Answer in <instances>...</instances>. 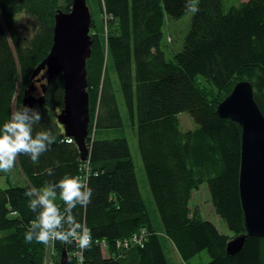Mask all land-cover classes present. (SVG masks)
<instances>
[{"label": "trees", "instance_id": "1", "mask_svg": "<svg viewBox=\"0 0 264 264\" xmlns=\"http://www.w3.org/2000/svg\"><path fill=\"white\" fill-rule=\"evenodd\" d=\"M72 3L0 0V126L9 119L14 98V110H19L26 96H42L38 81L44 77L49 84L43 103L32 106L42 116L34 133L51 130L55 136L37 163L18 157L25 186L0 188V264H42L48 245L24 240L35 218L25 193L64 175L80 176L93 190L91 203L73 210L91 230L83 264H170L168 244L185 264L194 258L202 260L199 264H264L260 238L247 237L239 253H226L227 243L246 233L238 188L241 128L216 112L233 87L247 81L264 115V0H198L182 50L171 58L165 55L163 25L187 13L186 0H86L91 55L86 62L90 122L85 161L57 121L63 109L62 75L50 77L44 70L33 78L53 45L55 16L69 13ZM23 15L29 19L25 24ZM115 77L136 127L160 227L142 197L127 140L97 136L122 128ZM182 112L191 116L195 129L181 130L177 115ZM47 168L54 174L47 175ZM203 184L231 236L204 220L198 207H190L193 191ZM57 204L62 207L59 199ZM51 245L60 256L56 262L66 253V264H79L82 250L74 244Z\"/></svg>", "mask_w": 264, "mask_h": 264}, {"label": "water", "instance_id": "2", "mask_svg": "<svg viewBox=\"0 0 264 264\" xmlns=\"http://www.w3.org/2000/svg\"><path fill=\"white\" fill-rule=\"evenodd\" d=\"M90 23L86 0H73L69 13L59 12L55 16L50 53L33 73V78L44 70L50 77L62 75L63 109L57 121L63 126L64 136L74 141L82 161L88 156L90 122L86 81V62L91 55ZM38 83L42 96H26L24 106L43 103L49 83L44 77ZM216 112L220 118L229 119L241 128L238 188L246 233L227 243L226 253L234 255L243 249L247 237L264 240V115L254 100L252 85L247 81L238 82L218 104ZM67 261V255L63 253L61 264Z\"/></svg>", "mask_w": 264, "mask_h": 264}, {"label": "clouds", "instance_id": "3", "mask_svg": "<svg viewBox=\"0 0 264 264\" xmlns=\"http://www.w3.org/2000/svg\"><path fill=\"white\" fill-rule=\"evenodd\" d=\"M187 13L199 11L198 0H186ZM42 119L38 108L22 106L12 111L9 119L0 126V171L14 168L19 156H28L33 163L50 150L55 142L51 130L34 133V126ZM59 167V161L55 162ZM47 175H53V169H45ZM92 188L80 176L64 175L54 183H45L42 187L30 188L25 195L29 198V208L35 214L28 230L24 234L25 243L33 241L44 245L59 241L65 245H75L82 250L77 253L83 264V250L91 246V230L78 222L73 210L87 207L91 203ZM57 199L62 204H57Z\"/></svg>", "mask_w": 264, "mask_h": 264}, {"label": "rangeland", "instance_id": "4", "mask_svg": "<svg viewBox=\"0 0 264 264\" xmlns=\"http://www.w3.org/2000/svg\"><path fill=\"white\" fill-rule=\"evenodd\" d=\"M242 1H246V0H242ZM192 16L193 13H186L184 16H182L179 19H172V18L165 19L162 32H163L164 43L168 42L167 48L165 47L166 58H171L174 54L182 50L184 37L186 36V34L190 29ZM94 18L98 20V14H96L95 12H94ZM28 21L29 19L23 15L22 23L25 24ZM108 65H112L111 61L108 62ZM113 83L115 84L118 107L122 118V128L108 130L106 132H102L101 134H98L97 136L98 139L125 138L127 140L133 158V162L135 165L136 175L138 178L139 188L142 197L145 200L146 204L148 205L152 217L155 218V222L157 226L160 227L158 219L155 216L156 209L147 184L145 171L138 150L136 127L132 125V122L130 121L127 115V111L124 106V102L121 96V92L116 77L114 78ZM15 102L16 100L14 98L13 109H12L13 111L15 109ZM177 117L179 119L181 130L183 131L193 130L197 127L195 122L188 113L182 112L178 114ZM25 183L27 182L18 167L17 161L14 168L11 169L10 171L7 172L0 171L1 189H6L15 186L22 187L25 186ZM190 207L191 208L198 207L201 212L202 218L204 220L212 222L222 234L228 236L232 235L227 229L223 220L216 215L211 204L210 194L206 184L201 185L198 190L193 191ZM49 249L50 247L48 246V249L46 250V254L44 253L43 255L42 264H56L57 257H60L56 252H54L53 254L51 251H49ZM167 252H168L167 257L169 259L170 264H185L180 259V257L175 252V250L172 248V246L169 244H168ZM201 255H204L208 261L207 254L205 252H203ZM206 258L204 261L205 263L207 262ZM200 262H202V260H198V258H194L189 264H199Z\"/></svg>", "mask_w": 264, "mask_h": 264}, {"label": "built area", "instance_id": "5", "mask_svg": "<svg viewBox=\"0 0 264 264\" xmlns=\"http://www.w3.org/2000/svg\"><path fill=\"white\" fill-rule=\"evenodd\" d=\"M48 246L50 247L49 251H51L54 254L55 251H53L54 249L52 248L51 243ZM56 264H61V262H56ZM79 264H80V261H79Z\"/></svg>", "mask_w": 264, "mask_h": 264}]
</instances>
